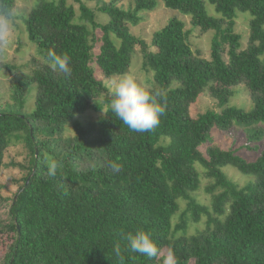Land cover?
I'll list each match as a JSON object with an SVG mask.
<instances>
[{
  "label": "trees",
  "instance_id": "16d2710c",
  "mask_svg": "<svg viewBox=\"0 0 264 264\" xmlns=\"http://www.w3.org/2000/svg\"><path fill=\"white\" fill-rule=\"evenodd\" d=\"M74 1L101 32L95 54L67 0H37L20 16L42 61L13 83L17 111L0 112V171L11 143L26 149L25 174L9 200L12 234L1 264H167L169 253L173 264H264V147L246 160L208 142L212 128L264 124V0H206L217 15L208 14L205 0H132L127 7L86 0L98 4L104 23ZM158 1L188 16L191 28L172 17L153 32L150 48L130 26ZM12 5L0 0V16L9 18ZM238 13L248 19L244 46L234 31ZM195 29L213 31L209 59L190 44ZM136 46L153 72L148 90L166 106L159 125L144 133L111 112L112 92L91 65L105 77L125 74ZM49 52L69 57V74L52 67ZM238 85L250 95L247 110L228 104ZM30 93L33 107L26 111ZM203 93L220 110L192 117L189 106ZM90 110L99 116L82 123L78 117ZM227 165L253 180L237 185L222 170ZM201 172L209 205L194 194ZM203 217L204 227L190 233ZM136 231L153 238L156 257L130 250L127 236Z\"/></svg>",
  "mask_w": 264,
  "mask_h": 264
},
{
  "label": "rangeland",
  "instance_id": "374dc122",
  "mask_svg": "<svg viewBox=\"0 0 264 264\" xmlns=\"http://www.w3.org/2000/svg\"><path fill=\"white\" fill-rule=\"evenodd\" d=\"M36 1L37 0H13L11 8L12 16L9 18L0 16V112L17 111L18 106L17 104H13L11 99L13 83L17 82L23 74L29 73L31 69L34 68L35 63L33 62L38 64L42 61L38 46L26 36L20 17L26 13ZM82 1L93 11L94 20L96 22L104 23L107 20V16L97 10L98 4L96 2ZM131 1L132 0H120L119 4L127 7L131 4ZM67 3L71 4L74 8L75 20L77 22H83L86 25L89 38L93 44L92 52L95 54L99 45L97 38H99L101 34L100 30L92 27L87 20L80 16L78 3L76 1L67 0ZM205 8L208 14L217 15L214 7L206 0ZM141 15L142 20L138 24L130 26V31L138 38L144 40L150 48H152L151 39L153 32L162 27L172 17L181 18L186 24V29L191 28L188 16H183L178 10L164 7L159 1L154 10L144 11ZM234 21V31L240 34L241 42L244 46L249 36L247 16L238 13ZM212 35V30L201 33L197 29L192 30L189 35L192 48L194 50L198 49L201 56L207 59H209L210 55V41ZM92 38L96 39L93 40ZM4 40H7L6 44L3 43ZM142 61L143 56L140 47L136 46L130 67L125 74L105 77L100 70L96 68L93 62L91 65L94 68L97 78L101 80L102 84L110 92H112L113 83L125 76L134 78L141 86L149 89L153 82V72L148 67H144ZM232 91L233 93L229 98L228 104L242 107L246 110L249 109L251 106V98L244 86H235L232 88ZM32 107L33 95L30 93L26 96L24 109L29 111ZM207 109L220 110L216 104V100L208 93H203L190 104L189 113L192 117H195L197 114ZM99 114L100 113L96 111L90 110L79 116L78 119L86 124L89 120L94 121ZM260 130L262 132H260ZM252 133H258L259 135L254 136ZM209 134V144L224 150L229 148L234 149L237 151V154L246 160L254 159L257 151H260L264 147V124L262 122L246 126L233 124L227 130L212 128ZM251 136H253V138ZM205 146L201 147V150H204ZM25 158L26 149L20 141L11 143L4 153V166L0 171V264L2 262V256L6 252L9 236L12 234L9 230L11 224L8 214L9 200L25 174V170L20 167V164L24 163ZM222 170L229 179L239 186H243L247 182L253 180L252 175L243 174L236 168L228 165L224 166ZM200 180V188L194 193L195 197L201 204L209 205L210 195L205 192V187L209 181L203 177L202 172ZM183 208L184 205L181 206V209ZM176 221L177 218L174 217L173 224H175ZM204 221L205 217L202 218L201 222L192 224V226L189 227V232L193 233L197 229L201 230L204 227ZM191 264H193V262H191Z\"/></svg>",
  "mask_w": 264,
  "mask_h": 264
},
{
  "label": "clouds",
  "instance_id": "9594fccd",
  "mask_svg": "<svg viewBox=\"0 0 264 264\" xmlns=\"http://www.w3.org/2000/svg\"><path fill=\"white\" fill-rule=\"evenodd\" d=\"M10 17L11 13H6ZM3 43H7L4 40ZM52 67L65 75L69 74V57L59 56L55 52H49ZM113 98L110 102V110L130 130L144 133L154 130L160 123V118L165 114L166 106L159 103L151 92L141 86L130 76L121 77L113 83ZM54 174V169L50 172ZM130 250L149 258L156 257L159 249L153 238L144 231H136L127 236ZM119 251V249H117ZM174 257L169 253L167 264H173Z\"/></svg>",
  "mask_w": 264,
  "mask_h": 264
}]
</instances>
